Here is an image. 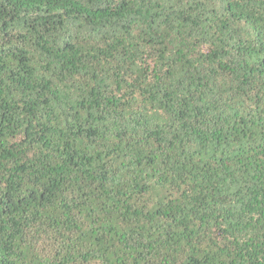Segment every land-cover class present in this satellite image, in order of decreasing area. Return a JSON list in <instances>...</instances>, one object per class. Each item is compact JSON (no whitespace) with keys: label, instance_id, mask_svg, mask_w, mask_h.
Wrapping results in <instances>:
<instances>
[{"label":"trees","instance_id":"obj_1","mask_svg":"<svg viewBox=\"0 0 264 264\" xmlns=\"http://www.w3.org/2000/svg\"><path fill=\"white\" fill-rule=\"evenodd\" d=\"M0 264H264V0H0Z\"/></svg>","mask_w":264,"mask_h":264}]
</instances>
